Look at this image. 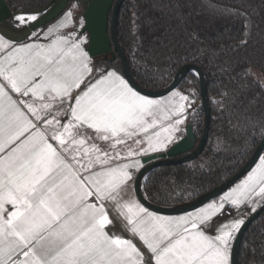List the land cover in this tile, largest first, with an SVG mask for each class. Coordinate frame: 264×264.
<instances>
[{"label": "snow or ice", "instance_id": "1", "mask_svg": "<svg viewBox=\"0 0 264 264\" xmlns=\"http://www.w3.org/2000/svg\"><path fill=\"white\" fill-rule=\"evenodd\" d=\"M70 16L46 43L0 38V264H230L245 219L210 229L233 209L256 211L264 156L218 202L185 215H159L128 195L137 157L171 139L189 96L149 98L100 70L82 31H60ZM114 218L127 235L109 231Z\"/></svg>", "mask_w": 264, "mask_h": 264}, {"label": "trees", "instance_id": "2", "mask_svg": "<svg viewBox=\"0 0 264 264\" xmlns=\"http://www.w3.org/2000/svg\"><path fill=\"white\" fill-rule=\"evenodd\" d=\"M5 1L33 10L50 0ZM116 35L142 87H165L187 63L202 70L207 85L210 123L203 150L190 161L152 169L143 183L146 197L177 205L229 179L264 138V0H124ZM108 56L92 61L123 75L119 58ZM177 89L197 103L187 122L198 143L204 117L197 77L186 75ZM238 262L264 264V211L246 230Z\"/></svg>", "mask_w": 264, "mask_h": 264}, {"label": "water", "instance_id": "3", "mask_svg": "<svg viewBox=\"0 0 264 264\" xmlns=\"http://www.w3.org/2000/svg\"><path fill=\"white\" fill-rule=\"evenodd\" d=\"M123 2L124 0H50L39 9L17 10L10 8L5 0H0V35L13 42L23 41L29 37L32 32L55 20L64 13L67 8L76 4L77 13L74 14V18L77 19L79 15L81 16L82 24L79 31L87 35L86 51L89 52V56L95 58L109 55L111 61L119 58L123 77L134 90L140 92L142 95H146L149 98L162 97L172 90L177 89L186 75H195L199 82L201 107L204 117L202 135L198 143H196L191 125L187 123L185 126V135L166 151L141 158L142 167L136 174L137 181L134 185L136 198L151 211L162 215L188 213L219 197L245 176L261 157L264 150V138L258 143L250 158L237 172L220 185L202 193L195 199L171 206H162L150 201L143 191V183L150 171L161 165H176L190 161L201 153L206 144L210 123L207 85L202 70L197 65L191 63L180 66L175 72L172 80L161 89L152 90L139 85L131 76L126 56L118 43L116 35L118 16ZM20 14H36L37 20L31 21L24 26H17L14 18ZM263 211L264 203H262L255 212H252L246 217L245 224L242 226L241 230L236 233L230 252V264H239V250L243 236L253 220Z\"/></svg>", "mask_w": 264, "mask_h": 264}, {"label": "crops", "instance_id": "4", "mask_svg": "<svg viewBox=\"0 0 264 264\" xmlns=\"http://www.w3.org/2000/svg\"><path fill=\"white\" fill-rule=\"evenodd\" d=\"M71 13V16L66 20V23H67V27L65 28H61L60 31L61 32H70V31H73L75 30V28L77 27V19L74 18V15H73V12H74V9H71V8H68L64 13H62L58 18H56L55 20L51 21L50 23L44 25L43 27L37 29L36 31L32 32L31 35L29 37H27L26 39H24L23 41H20V42H13V41H10L6 38H4L3 36L0 35V38L3 39L4 43L7 44L9 42H13V43H16L17 45L19 44H22V43H29V42H33V41H36V42H41V43H46L47 41L44 40V35L48 32V29L50 28H53L54 26L58 25L61 21H64L65 20V17H66V14L67 13ZM81 26V25H80ZM80 26L78 27V29H76L77 31H79L80 29ZM75 30V31H76ZM35 34V35H34ZM85 34V33H84ZM37 37H39V40H37ZM87 38V37H86ZM86 43H87V39H85V43L83 45V47L85 48L86 50ZM91 58V57H90ZM92 60V58H91ZM113 70V69H111ZM116 71V70H114ZM117 72V71H116ZM118 74H120L119 72H117ZM121 75V74H120ZM123 76V75H122ZM171 93V92H170ZM168 93V94H170ZM160 98V97H159ZM154 99H157V98H154ZM161 119L163 120V116H161ZM162 135H167V134H162ZM185 135V133L179 129V126H178V130L173 132L172 133V136H171V139L166 141L165 143V146L162 147L160 149V151H157V152H151L149 151L148 155H151V154H155V153H160V152H163V151H166L169 147H171L174 143H176L177 141H179L183 136ZM261 156H264V153L261 154ZM144 157V156H140V157H137V159H139L141 161V158ZM260 159V158H259ZM259 163V160L257 161V163L254 165V167L252 169H254L257 164ZM141 167H142V163H141ZM140 167V168H141ZM139 168V169H140ZM252 169L250 171H252ZM249 171V172H250ZM138 172V171H137ZM248 172V173H249ZM247 173V174H248ZM137 174V173H136ZM247 174L245 176H247ZM243 176L240 180L244 179ZM239 180V181H240ZM239 181H237L235 184L239 183ZM235 184L233 186H231L227 191H229L232 187L235 186ZM226 191V192H227ZM224 194V193H223ZM222 194V195H223ZM128 195H131L133 198H136L135 196V192H134V185L132 187H130L129 189V193ZM220 195L219 197L215 198L214 200L208 202V203H211L213 201H219V198L222 196ZM262 202L264 203V200H262ZM208 203H206L205 205L203 206H206ZM259 204L256 205V209H257V206ZM201 206V207H203ZM200 207V208H201ZM259 207V206H258ZM199 209V208H198ZM197 210V209H196ZM195 211V210H194ZM193 212V211H191ZM190 213V212H188ZM188 213H183V214H177V215H165V216H180V215H185V214H188ZM252 212L244 207V208H241L239 210H236L234 209V211L232 212V215L231 216H226L224 218H220L218 220H216V223L212 224L211 226V229L210 231H214L216 229V227L222 223H230L231 222V219L233 217H240L241 215L243 216L244 219H246V217L251 214ZM158 214V213H157ZM159 215H162V214H159ZM113 217H115V213H113ZM109 231L112 232V233H115V234H118V235H127L126 233V230H125V227H124V224L119 220V219H116L114 218V221H113V224L109 226ZM236 235V234H235ZM235 238V236H234ZM234 240V239H233ZM233 243V241H232ZM232 247V245H231Z\"/></svg>", "mask_w": 264, "mask_h": 264}, {"label": "rangeland", "instance_id": "5", "mask_svg": "<svg viewBox=\"0 0 264 264\" xmlns=\"http://www.w3.org/2000/svg\"><path fill=\"white\" fill-rule=\"evenodd\" d=\"M71 9H73V5L70 7ZM82 24V19L81 18H79V19H77V27L75 28V30L76 29H78V27L80 26ZM77 31V30H76ZM83 35H84V37H85V39H87L86 37H87V35L86 34H84L83 33ZM108 55H106L105 57H107ZM108 57H110V56H108ZM180 91L179 89H174V90H172V91ZM171 91V92H172ZM181 92V91H180ZM170 93V92H169ZM182 93V92H181ZM182 94H184V93H182ZM184 95H186V94H184ZM171 97V93L170 94H166V95H164V96H162V97H160V98H157V99H167V98H170ZM189 102L191 103V107H189L188 109H187V111H186V113H185V119H184V121H183V123L181 124V125H179V129L180 130H182L184 133H185V126H186V124L188 123L187 122V118H188V116H189V113L190 112H192L193 110H195L196 109V106H197V103L191 98V97H189ZM263 202H262V200L261 201H258V203L257 204H259L258 206H260L261 204H262ZM258 206H257V208H258ZM252 212V211H251Z\"/></svg>", "mask_w": 264, "mask_h": 264}, {"label": "flooded vegetation", "instance_id": "6", "mask_svg": "<svg viewBox=\"0 0 264 264\" xmlns=\"http://www.w3.org/2000/svg\"><path fill=\"white\" fill-rule=\"evenodd\" d=\"M73 9H74V12H73V15H74L75 13H77V12H76V11H77V5H76V4L73 5ZM79 18H81L80 15L78 16L77 19H79Z\"/></svg>", "mask_w": 264, "mask_h": 264}, {"label": "built area", "instance_id": "7", "mask_svg": "<svg viewBox=\"0 0 264 264\" xmlns=\"http://www.w3.org/2000/svg\"><path fill=\"white\" fill-rule=\"evenodd\" d=\"M233 211H234V209H233ZM233 211H232V212H233ZM226 216H228V215H225V216H223V217H221V218H224V217H226Z\"/></svg>", "mask_w": 264, "mask_h": 264}]
</instances>
